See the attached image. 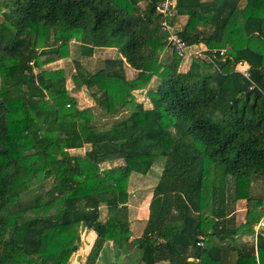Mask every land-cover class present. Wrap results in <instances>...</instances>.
<instances>
[{
  "label": "trees",
  "instance_id": "16d2710c",
  "mask_svg": "<svg viewBox=\"0 0 264 264\" xmlns=\"http://www.w3.org/2000/svg\"><path fill=\"white\" fill-rule=\"evenodd\" d=\"M163 1L0 0V264H68L82 228L96 233L82 264H98L109 241L115 264H225L230 253L232 264H264V234H255L264 200L251 194L264 179V0H175L167 21L186 16L179 36L210 56L184 58L168 43ZM73 41L85 57L116 49L96 71L74 59L71 75L113 121L80 108L66 70L50 67L72 56ZM145 89L150 108L133 93ZM161 157L133 238L131 175ZM231 183V200H246L242 224L228 208ZM243 235L253 242L238 244Z\"/></svg>",
  "mask_w": 264,
  "mask_h": 264
},
{
  "label": "rangeland",
  "instance_id": "374dc122",
  "mask_svg": "<svg viewBox=\"0 0 264 264\" xmlns=\"http://www.w3.org/2000/svg\"><path fill=\"white\" fill-rule=\"evenodd\" d=\"M142 6L145 5V3L141 4ZM186 16H180L176 22L174 23L175 27L178 30H181L182 27L184 26V24L186 23ZM3 20L2 14L0 13V21ZM71 50H72V56L68 57V58H63L59 61H57L56 64L50 66V67H54V68H64L67 72V87L70 90V94L76 98L78 106L80 108H85V107H89V106H94V108H96V119L99 121H113L115 119L114 116L107 114L103 111H100V109L97 108V106L95 105V102L92 100L91 98V94H90V90H88V88L83 87L81 89H76L73 86V82L71 79V75L74 72V59H78L82 65L92 71H96L99 68L104 67V60L108 59V58H115L118 56L117 52H115V50H97L94 55L92 57H85L80 53V48L79 45L77 43H75L74 41L71 43ZM201 48L200 47H195V51H200ZM172 54H173V49L171 47H167V49L164 51V53L161 56V61L162 62H169L172 58ZM188 65V64H187ZM187 65H185V63L182 66V69H187ZM127 67V71L126 72V76L128 79H132L135 78L137 76V72H135L134 70H132V68ZM158 78L154 77L151 81L150 84V88L151 89H155L157 84H158ZM135 95V98L139 101L142 102L144 104V106L146 108H150L151 107V101L147 95V90H136L133 92ZM93 103L92 105H89L90 103ZM126 114H122L119 115L118 117H123ZM87 149V147L84 149L82 148L83 152H71L73 154H82L85 152V150ZM159 163H156V165H154L153 171L150 172V175H145L144 177H138L137 175H133L132 180H130V198H129V202H128V210H129V219H130V227L133 231V233L136 235L138 229H137V225L138 223H136L134 226L132 223H134L135 221H140L137 220V206L142 204V201L145 200L150 192V190L153 189V187L155 186V184L158 182L159 177H156L157 174L162 171L160 169V167H162L163 162L165 161L164 157H161L159 159ZM120 164L119 161H113V162H109L107 164H105L106 166H113V165H117ZM261 180V181H260ZM258 179L252 182V191L251 194L255 195L256 197H261L264 200V179ZM50 183L51 180L46 182L45 185V189H48L50 187ZM233 185L231 183L230 185V196H228V205L229 208L234 207V202L231 201V196H233ZM132 192V193H131ZM33 193V192H32ZM30 194H25V197H27ZM243 200V199H242ZM236 207L239 208L240 211L242 212H238L237 215L235 216V222L234 224H242L243 221L245 220L244 216V209H246V200L243 201H237L236 202ZM102 211V217L103 218H107L108 216V210L107 207L101 208ZM102 218V219H103ZM141 219V218H140ZM146 225V224H144ZM245 236V235H243ZM243 236L238 237V244L244 242L243 240ZM96 239V236H93L92 232H90V229L87 228H82L81 229V241H80V248L79 250L74 253V255L71 257L70 261L68 264H82L83 262H81L82 259H85V257H87L88 253L90 252L94 241ZM249 244H251V240L248 241ZM104 249L106 251L105 253L101 252V256L98 259V264H106V262L108 264H115L117 262V258L115 256V250H114V246L111 245V242H106ZM131 250L134 251V248L131 247ZM128 258V256H127ZM124 259V262L128 263V259ZM226 263L225 264H232L231 262L234 261V253H230L229 256L227 255L225 258ZM126 263H122V264H126ZM158 264H167V262L163 261L161 263Z\"/></svg>",
  "mask_w": 264,
  "mask_h": 264
},
{
  "label": "built area",
  "instance_id": "2783aa9c",
  "mask_svg": "<svg viewBox=\"0 0 264 264\" xmlns=\"http://www.w3.org/2000/svg\"><path fill=\"white\" fill-rule=\"evenodd\" d=\"M175 5V0H164L158 7L157 10L159 13L163 15V22L162 26L165 30L168 31V43L169 45L176 50L177 54L181 57H186L187 55H195L200 57H210L209 55L204 54V50L195 51L196 46H189L185 43V41L179 36V30L175 27L174 24H170L166 17L169 15L170 11ZM221 54H224L225 51L222 50L220 52ZM244 72V76L249 77V71L248 67H242L241 69ZM264 229V216L260 219V221L255 225V234L256 237L259 234L263 233ZM204 236H199V241L197 244L199 246H203L204 244ZM256 239V238H255Z\"/></svg>",
  "mask_w": 264,
  "mask_h": 264
},
{
  "label": "crops",
  "instance_id": "0c3cea01",
  "mask_svg": "<svg viewBox=\"0 0 264 264\" xmlns=\"http://www.w3.org/2000/svg\"><path fill=\"white\" fill-rule=\"evenodd\" d=\"M182 17V16H181ZM198 47H200L201 48V50H204L206 47H205V45H203V44H200V45H198ZM97 50H115V52H117L116 51V49H113V48H99V49H96L95 50V52L97 51ZM57 62H54V63H52V64H50V66H52V65H54V64H56ZM128 66V65H127ZM128 67H130V66H128ZM131 68V67H130ZM132 70H134L135 72H137V70H135V69H133L132 68ZM185 70V69H184ZM126 72H128L127 71V67H126ZM93 103L91 102L89 105H92ZM86 148V147H85ZM83 149H84V147H83ZM75 151H77V152H83L82 151V148H75V149H71L70 150V152H75ZM117 161H119L120 162V164H122L123 163V160L122 159H120V160H116V162ZM153 168H154V166L152 167V170L151 171H153ZM160 169L162 170V167H160ZM150 171V172H151ZM137 175V178L139 177H144L145 175H143V174H139V173H133L132 175H131V178H130V180H132V177H133V175ZM149 175H150V173H148ZM148 174H146V175H148ZM161 174V171L157 174V176L156 177H159V175ZM261 181V180H260ZM153 189L152 190H150V192H149V194H148V196H147V198L145 199V200H143L142 201V204L141 205H139V206H137V217H136V219L137 220H140V221H135L134 223H132L133 224V226L136 224V223H138V225H137V229H138V231H137V233H136V235L133 233V238H137V237H139L141 234H142V232H143V229H144V227H145V223H146V221H147V219H148V217H149V203H150V201H151V198H152V195H153ZM251 191H252V186H251ZM132 193V192H131ZM244 200V199H243ZM242 199L241 200H238V201H243ZM232 201V200H231ZM237 202V201H236ZM236 202H234L235 204H234V207H232V208H229V205H228V208L230 209V211L232 212V214H234V216H236L237 215V213L238 212H242V211H240L239 210V208L238 207H236ZM104 207H106V206H102L101 208H104ZM232 209H234L233 211H232ZM244 211V216L243 217H245V213H246V209H244L243 210ZM103 218V217H102ZM141 218V219H140ZM103 219H106V218H103ZM130 220V219H129ZM245 222V220L243 221V223ZM90 232H92V234H93V236H96V233H95V231H93V230H90ZM240 237V236H239ZM243 238V240H244V242L245 241H250L251 240V242H253V240H254V237L252 236V235H245V236H243L242 237ZM109 242H111V245H113V243H112V241H109ZM85 260H86V257H85V259H82L81 260V262H85ZM166 262V261H165Z\"/></svg>",
  "mask_w": 264,
  "mask_h": 264
}]
</instances>
